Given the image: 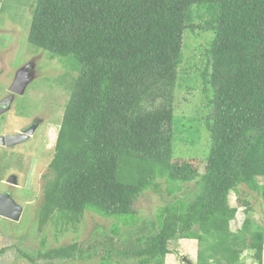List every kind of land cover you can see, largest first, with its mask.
Returning <instances> with one entry per match:
<instances>
[{"label": "trees", "instance_id": "trees-1", "mask_svg": "<svg viewBox=\"0 0 264 264\" xmlns=\"http://www.w3.org/2000/svg\"><path fill=\"white\" fill-rule=\"evenodd\" d=\"M195 6L215 16L207 23L214 39L204 74L212 96L203 169L198 158L173 157L174 91ZM29 42L80 70L49 165L41 226L56 216L78 223L86 212L128 226L141 194L161 193L158 178H166L169 195L197 180L196 200L175 213L166 207L159 232L134 252L138 263L167 264L180 240L191 249L199 243L188 264H244L247 251L264 264L263 230L247 210L233 231L238 208L231 204L242 186L264 203V0H38ZM77 250L74 244L39 256L72 259Z\"/></svg>", "mask_w": 264, "mask_h": 264}, {"label": "rangeland", "instance_id": "rangeland-1", "mask_svg": "<svg viewBox=\"0 0 264 264\" xmlns=\"http://www.w3.org/2000/svg\"><path fill=\"white\" fill-rule=\"evenodd\" d=\"M37 3L38 0H0V103L6 101L8 92L5 90L10 86V94L16 97L13 107L0 116V136L27 134L28 138L34 135L38 139L31 146L32 140L30 143L23 141L12 147L13 150L2 152L0 148V159L4 157L5 162L0 165V181L6 180L11 171L24 178L15 196L9 193L8 187L0 184V193L10 194L21 207L19 221L0 217V264H139L134 252L144 248L145 237L159 232V216L166 207L175 213L173 207L193 203L200 193V183L196 180L179 184L180 190L169 195L166 178H158L156 183L161 185V193L151 188L141 194L135 204V220L128 226L93 212H86L78 223L69 224L56 216L47 224L40 225L43 189L51 177L49 165L55 155L64 110L80 70L73 59L59 58L30 44L32 16ZM213 13L212 9L205 7L195 6L192 10L190 26L185 31L173 103V157L198 158L201 169L207 162L210 145L206 117L210 113L208 104L212 92L204 83V74L211 65L209 48L214 33L207 29V23L215 17ZM36 114L43 120V127H47L48 135L44 141L42 138L46 151L43 145H38L43 128L35 134L38 126L32 119ZM20 153H32V157L23 155V160L18 161ZM25 158L29 161L23 165ZM231 204L238 208L233 231L241 228L247 218V210H250L252 222L264 232V203L259 193L242 186L238 194L231 195ZM116 224L120 227L119 235L113 233ZM74 244L79 250L72 259L44 260L39 256ZM170 248L175 254L167 264L195 262L200 250L196 241L192 249L180 240H175ZM20 251L35 258L36 262L23 257ZM253 257L254 251H247L241 261L257 264Z\"/></svg>", "mask_w": 264, "mask_h": 264}, {"label": "flooded vegetation", "instance_id": "flooded-vegetation-1", "mask_svg": "<svg viewBox=\"0 0 264 264\" xmlns=\"http://www.w3.org/2000/svg\"><path fill=\"white\" fill-rule=\"evenodd\" d=\"M5 91H7L8 93V96L7 97H5V99L4 100H6V101H3V102H7L8 104H11V108L13 107V104H14V101H15V99H16V97L14 96V95H12V94H10L11 93V86L10 87H8ZM10 94V95H9ZM13 101V102H12ZM12 102V103H11ZM30 107V106H29ZM39 116L36 114V115H34L33 116V119H32V122L33 123H36L37 124V128H36V132H35V134L37 135V134H39L40 132H41V129L43 128V130H44V132H43V136L41 137V138H39V141H40V143L38 144L39 146H42L43 145V149L46 151V146H45V144H43L42 143V138H43V141H44V139H45V137H46V135H48V131H47V127H43V124H44V122H43V120H41L40 118H38ZM42 130V131H43ZM8 135H16V134H5L4 136H8ZM36 136H34V135H32V136H30L29 138H27L26 140H25V143H30L31 142V140H32V142H31V144H29L30 146L32 145V143H33V141L34 140H36ZM36 141H38V139L36 140ZM0 148H2V152L3 151H5V150H7V149H11V148H7V147H5V146H0ZM39 148V147H38ZM38 148H35V149H38ZM32 149H34V148H32ZM11 150H13V149H11ZM17 153V152H16ZM32 153H26V154H23V153H20L19 154V157L17 158V160L18 161H20V160H23V155H27V156H31L32 157V155H31ZM31 160V159H30ZM0 165L2 166V164H5V162H4V157H2L1 159H0ZM27 161H29V160H27L26 158H25V161L23 162V165H25L26 163H27ZM5 167V166H4ZM21 179L23 180L24 178L19 174V173H15L14 171L12 172H10L9 174H8V177L6 178V180H2V181H0V184H2V185H5L6 187H8V191H9V193L12 195V193H14L13 194V196H15L16 195V192H17V190L20 188V186H19V184L20 183H22V181H21Z\"/></svg>", "mask_w": 264, "mask_h": 264}, {"label": "water", "instance_id": "water-1", "mask_svg": "<svg viewBox=\"0 0 264 264\" xmlns=\"http://www.w3.org/2000/svg\"><path fill=\"white\" fill-rule=\"evenodd\" d=\"M21 82L20 80H16ZM11 104L7 102L0 103V116L8 112ZM28 138L27 134L0 136V146L12 148ZM0 217L19 221L21 218V207L13 200L10 194L0 193Z\"/></svg>", "mask_w": 264, "mask_h": 264}]
</instances>
